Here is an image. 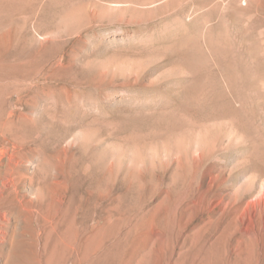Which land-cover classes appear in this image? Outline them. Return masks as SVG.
I'll list each match as a JSON object with an SVG mask.
<instances>
[{
  "label": "rangeland",
  "instance_id": "obj_1",
  "mask_svg": "<svg viewBox=\"0 0 264 264\" xmlns=\"http://www.w3.org/2000/svg\"><path fill=\"white\" fill-rule=\"evenodd\" d=\"M0 135V264H264V0H0Z\"/></svg>",
  "mask_w": 264,
  "mask_h": 264
},
{
  "label": "bare ground",
  "instance_id": "obj_2",
  "mask_svg": "<svg viewBox=\"0 0 264 264\" xmlns=\"http://www.w3.org/2000/svg\"><path fill=\"white\" fill-rule=\"evenodd\" d=\"M222 128V127H221ZM1 136V135H0ZM3 139V138H2ZM8 140V139H7ZM223 141V140H222ZM14 142V141H13ZM9 142L11 146L5 145V151L6 156L2 155V152L0 151V239L5 238V231L3 228L8 227L6 225L7 222H9L11 214L15 215V211H12V208L15 207L17 210H19V213L22 212V210H25V204L23 200V195L20 193L21 191L18 190L19 188L16 185V181L14 178V175L16 173V169L14 166L10 164L11 159L13 157V149L12 147H16V143ZM8 143V142H6ZM5 144V143H4ZM19 145V144H18ZM17 145V146H18ZM2 150V149H1ZM4 150V149H3ZM2 150V151H3ZM3 152V154H4ZM14 158V157H13ZM19 160V159H18ZM13 161V160H12ZM20 161V160H19ZM19 164V163H18ZM17 167V166H16ZM18 172V171H17ZM16 177V176H15ZM20 191V192H19ZM259 198V200L264 199V183L261 185L260 189L257 192V195H255ZM25 197V196H24ZM255 198V197H254ZM253 198V199H254ZM247 201V200H246ZM245 201V202H246ZM249 201V200H248ZM247 201V202H248ZM264 201V200H263ZM244 202V204H245ZM250 203V202H248ZM253 203V202H252ZM255 203V201H254ZM243 204V203H242ZM262 204V203H261ZM259 202V205H261ZM248 206V204H246ZM256 205V204H255ZM246 206V207H247ZM250 206V205H249ZM244 207V206H243ZM241 207V208H243ZM258 207V204H257ZM260 207V206H259ZM258 207V208H259ZM262 208V207H260ZM259 208V209H260ZM244 209L242 210L244 212ZM249 210V209H248ZM264 210V208H263ZM14 212V213H11ZM241 212V211H240ZM242 212V213H243ZM256 212V211H255ZM252 213V211H251ZM259 213V212H258ZM264 213V212H263ZM32 215V213H30ZM262 214V213H261ZM22 215V214H21ZM244 215V213H243ZM254 215V214H253ZM30 216V215H29ZM261 216V215H258ZM263 216V215H262ZM28 217V216H27ZM245 217V216H244ZM264 217V216H263ZM256 220V219H255ZM263 220V219H262ZM244 221V220H242ZM251 222V221H250ZM248 224V223H247ZM246 224V225H247ZM244 232V231H243ZM264 233V232H263ZM1 246V245H0ZM2 250V249H1Z\"/></svg>",
  "mask_w": 264,
  "mask_h": 264
}]
</instances>
